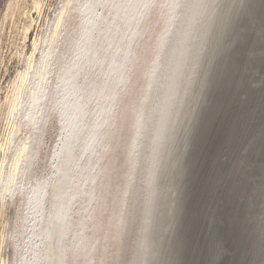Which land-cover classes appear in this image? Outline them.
I'll return each instance as SVG.
<instances>
[{"label":"bare ground","instance_id":"obj_1","mask_svg":"<svg viewBox=\"0 0 264 264\" xmlns=\"http://www.w3.org/2000/svg\"><path fill=\"white\" fill-rule=\"evenodd\" d=\"M53 4L0 22V264H264V0Z\"/></svg>","mask_w":264,"mask_h":264},{"label":"rangeland","instance_id":"obj_2","mask_svg":"<svg viewBox=\"0 0 264 264\" xmlns=\"http://www.w3.org/2000/svg\"><path fill=\"white\" fill-rule=\"evenodd\" d=\"M7 2H8V0H0V22H1V19H2V17H3V14H4V12H5V10H6V5H7ZM61 2H62V0H54V4H53V7H52V9L50 10V12H48L49 13V19H48V22H47V24L45 25V28L44 29H47L48 28V26L50 25L51 26V20L54 18V15L55 14H57V12H58V10H59V8L61 7ZM152 2H153V0H152ZM8 30H9V26L7 27V29H6V31L8 32ZM242 30H243V28L241 27V32H242ZM39 31V30H38ZM37 32V29L34 31H32V34H31V37H33L35 34L34 33H36ZM262 34V33H261ZM260 34V35H261ZM259 35V36H260ZM258 56L259 55H257L256 56V60L254 61V63H253V67L254 66H259L260 64H262V66H261V68L260 69H258L257 70V74H258V76L260 77V75H261V81H258V83L259 84H261L262 82H264L263 81V79H264V65H263V63H261V57H259L258 58ZM257 58H258V60H257ZM20 66L22 65V62L19 64ZM15 64H12V65H10V72H9V74H7V78H9L10 77V75H14V72H15ZM14 67V68H13ZM3 71V70H2ZM1 70H0V73L2 72ZM12 72H13V74H12ZM263 87H264V85H263ZM250 110L251 111H254V110H258V109H251L250 108ZM59 134V132L57 133V135ZM56 138H58V137H56ZM48 140V141H47ZM59 141H60V138H58V140H52L49 136L47 137V139H46V143H48L47 145L48 146H56V144L58 145V143H59ZM71 140H69V142H70ZM69 145H71L70 143H68ZM86 148H88V145H87V143H86V145H85V148H84V150H86ZM88 150H86V152H87ZM86 152H84V154H86ZM185 157V155H183V158ZM39 170V169H38ZM42 172H40L39 171V174H41ZM79 192V191H78ZM80 194H82V193H80ZM73 196H74V194H73ZM49 226H50V224H49ZM134 235H137V229H134ZM135 237V236H134ZM46 241H49V238H48V236H47V240Z\"/></svg>","mask_w":264,"mask_h":264},{"label":"water","instance_id":"obj_3","mask_svg":"<svg viewBox=\"0 0 264 264\" xmlns=\"http://www.w3.org/2000/svg\"><path fill=\"white\" fill-rule=\"evenodd\" d=\"M129 84V83H128ZM185 171V170H184ZM176 229V228H175Z\"/></svg>","mask_w":264,"mask_h":264}]
</instances>
